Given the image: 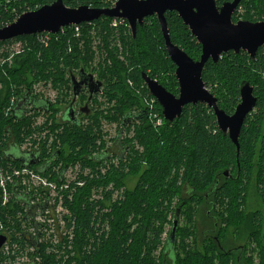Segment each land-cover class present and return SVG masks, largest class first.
I'll return each mask as SVG.
<instances>
[{
	"label": "trees",
	"instance_id": "1",
	"mask_svg": "<svg viewBox=\"0 0 264 264\" xmlns=\"http://www.w3.org/2000/svg\"><path fill=\"white\" fill-rule=\"evenodd\" d=\"M55 1L57 0H0V28L12 23L22 13L51 5ZM61 1L71 9L81 6L91 9H110L113 3L112 0ZM241 6L245 11L246 19L264 16V0H245ZM113 20L101 17L93 23L62 28L63 30L61 29L57 35L50 34L53 38L57 36V42L47 43L46 46L45 41L41 42L46 33V35L39 33L14 39L25 43L21 58L27 67L32 66L34 70H38L39 66L46 67L51 62L56 63L60 59H63L70 68L77 67L82 56L80 54H84V51L85 56L82 58L87 64L92 61L90 45L95 40L98 50L101 51L102 47L107 51L113 49L111 56H116L118 53L116 43L118 41L123 47L122 54L128 56L127 66L116 65L120 70L114 66L104 69L99 67L98 80L103 81L107 101L113 102V105H110L113 121L120 128L123 129L131 122L130 115L134 112L136 121L132 126L134 139L141 152L133 148L131 163L128 165L129 174H138L139 178L134 189L124 191L122 199L113 202L109 207L96 200L109 199L110 193L105 192L109 185L113 184L115 188L121 187L126 178L123 167L127 161L119 164L117 168L107 165L104 175H99L96 168L92 169L91 172H95L98 176L95 177L94 182L81 190L83 191L81 195H73L69 190L64 192V197L70 198L71 201L66 204L70 209L71 217H75L77 222L76 264H241L242 262L237 261L239 250L236 247L239 238H245L241 234L250 231V236L253 237H249L259 244L257 230H260L264 224V212H243L252 180H256L254 187L257 195L264 202V47L258 49L254 60L245 52L238 54L228 52L222 54L216 63L208 60L202 70L201 78L205 87L216 98L217 107L227 115H232L240 102L241 83L248 82L253 87L254 96L257 98L256 106L246 116L238 137V146H235L227 135L219 132L213 111L204 104L185 106L181 116L174 122L163 120L161 109L148 92L141 76L146 74L170 94L178 95V84L174 76L175 66L165 53L158 20L155 16L144 19L142 25H137L134 37L130 29L124 25L126 22L118 21L119 24L113 27L111 25ZM165 20L173 45L193 61H199L200 44L177 14L167 12ZM76 28L78 38L74 37ZM91 31H94L95 37H91L89 33ZM81 34L82 36L79 37ZM14 40L0 42V46ZM80 41H83V46ZM77 44L81 45V50L79 49L81 53L78 54H76ZM48 56H52L54 61L50 62ZM122 69L126 71L121 72ZM10 72H12L10 74L12 81L3 80V75H0V83L7 85L3 98L1 99L0 96V168L8 164L13 165L12 161L6 162L9 160L3 157L4 151L19 146L25 137L31 135L30 120L23 118L22 114L6 117L3 113L10 96L21 95L18 98H22L25 95V93L10 92L11 85H18L15 72ZM81 74H86L84 68L78 71V75L82 76ZM126 79L128 84L133 81L138 90L136 93L141 94V97L131 95L129 101L123 103V96L129 93L125 86ZM118 96L120 99L116 101L114 98ZM39 101L42 100L37 99L36 103ZM44 104L49 105V113L52 110L51 103L44 101ZM127 105L130 109H126ZM157 119H162L161 125H156ZM63 120L62 124L71 122L67 118ZM47 129L50 132V128ZM92 129L87 127L83 130L74 121L70 127L63 130L60 136L61 142L71 151L68 163L78 162L84 167L96 166L83 157L104 148L103 144L97 145L94 141L95 133ZM9 142L11 144L8 147ZM23 164L25 163L15 161L14 165ZM45 165L46 163L44 167ZM225 171L226 177L222 175ZM95 185L97 199L89 196L92 186ZM99 189H102L101 192H98ZM175 200L177 202L173 205ZM195 201L201 202L203 215L206 211L208 215L215 217V221H209L205 216L202 222V226L205 225L204 229H212L214 236L218 238L217 234H219L220 237L217 241L209 240L205 237L211 232H203L199 248L187 254L186 249L182 247L183 240L193 234V229L195 232L198 230L196 223H192L196 211L190 208V204ZM217 201L222 207L219 217L215 215ZM177 210H179L178 226L175 242L171 246L168 243L169 235L162 242L163 228L161 225L158 226V223L164 225L169 214H172L175 220ZM23 219L22 215V222ZM181 220L190 225L192 223V229L189 234L183 233V238L179 241ZM222 224L239 227L238 234L241 237L236 235V239H233L234 234L229 228L223 230ZM21 234L20 232L22 238ZM11 238L13 242V237ZM16 242L21 245L26 243L23 239ZM161 244H164V257L160 263H157L149 254L157 250ZM205 244L208 247L200 248ZM261 248L264 246L260 247L259 244L260 255L264 254ZM143 249L145 256L141 258ZM178 249L185 252L184 258L180 259ZM43 264L56 263L45 259ZM260 264H264V255L261 256Z\"/></svg>",
	"mask_w": 264,
	"mask_h": 264
},
{
	"label": "rangeland",
	"instance_id": "2",
	"mask_svg": "<svg viewBox=\"0 0 264 264\" xmlns=\"http://www.w3.org/2000/svg\"><path fill=\"white\" fill-rule=\"evenodd\" d=\"M115 24L118 25L119 24L118 21H116ZM89 33L91 37H95L94 31H91ZM75 34L76 36L74 37L78 38L77 28L75 29ZM47 35L44 36V38H42L43 40L41 39V42H44V41L46 42L45 46L47 45V43L57 42L56 40L58 39L57 36L53 38L50 34H47ZM81 36L82 34L79 37ZM80 43L82 46L84 45L83 41H80ZM116 43L118 45L117 49H119L116 56L115 55L111 56V53H112L111 51H113V49L111 51L110 49L109 51H107L104 47H102L103 49L101 51L98 50L97 40H95L90 45V53L92 54V61H89L87 64L83 62V58H82L85 56V51H84V54H80V56L81 55L82 56L79 58V65L77 67L70 68L68 65L65 64L63 59H60L56 63H53L51 62V61H54L52 56H48V59H50L51 63L48 64L46 67L45 65L39 66L38 70H34L32 66L27 67V65L23 63L21 56L23 55L22 50L25 48V43L14 40V41H11L9 43H6L0 46V75H3V80L7 79L9 81H12V78L10 75L12 72L10 71H14L16 74L17 82H18V85L16 84V85L10 86V90H11L10 92H12V94H14V92L15 93L18 92V94H21V93L24 94L25 92L29 91L30 94H33L39 98L43 97L47 99L48 101H50L52 110L50 111V114L48 116L30 115L28 117H25V119L30 120V124L34 126V128L36 126H40L41 128H44V129L50 128L51 135L47 136L45 146L51 149V151L59 149L62 153L60 159L54 163V165L52 166L51 172L46 175L43 181H38L37 179H33L34 182L33 181L32 182L34 184H31L30 175H32L35 170L33 169L31 170L30 167H28L30 169L29 170L28 168L26 169L22 168L25 165L20 166V165L8 164L6 165V167L0 168V175H1L0 176L1 177L0 178V186H1L0 187L1 189L0 190V228H1L0 231L1 230L6 231L13 237V242H9L8 245L3 247V249L0 251V264H27V263L28 264L29 263L30 264L32 263L33 264H43L45 259L51 260L56 264H76L75 257L77 256L76 255L77 251L75 248L77 244L75 243L76 242L75 232L77 228V222H76L75 217H71L70 209L66 205L67 203L71 201H70V198L66 199L64 197V192L69 190L70 193H72L73 195L83 194V191L81 190H83L89 183L95 181L96 174L91 172L92 169L94 168L98 169L99 167L97 166L96 167L95 166L94 167H90V166L84 167V166H80V163L78 162H75L73 164L67 162L68 158L71 156V151L69 150L67 146H65L61 142L60 136L62 135L63 130L67 127H70L71 124L70 123L62 124L60 122V118L65 112L66 108L72 103V100L74 98L73 92H72V84H71L70 76H69L70 73L75 74L74 77L76 80H78V77L76 74L78 73L80 69L84 68L86 73L92 74L95 80L96 79L98 80L99 67L104 69L105 67L112 68L114 66L115 68L120 70L118 68L119 66H116V65L118 64L120 65L123 64L125 66L128 65L127 64L128 56L126 54H122V48H123L122 45H120L118 41ZM41 44H44V43H41ZM79 44H77L78 50L76 54L81 53L80 52L81 45ZM110 46H112V43ZM122 71H126V70L122 69L121 72ZM22 75L24 76L21 77ZM130 82L128 84V80L126 79L125 86H126L127 91H129V93L126 92L127 94L123 96V99H122L123 103L129 101L128 99L132 97L131 95H134V96L137 95L136 93L137 86L133 84L132 80ZM6 91H7V85L5 83L4 84L0 83L1 99L3 98ZM95 96L96 97L93 98L92 103L88 106L91 111V114L87 116H82L78 114L77 112L76 116L77 118L80 119L81 128L83 130L86 129L87 127L93 128L92 131L95 133L94 141L97 142L96 144L97 145L103 144V147H106L109 145L111 140L116 136V130L118 129L119 125L113 121V114L111 112L112 107L110 106V105H113V102L109 103L107 101V98L105 95V87L102 89V93L100 95H95ZM137 96L141 97V94H138ZM18 97H21V95ZM18 97L16 96L9 97L7 106L3 109V113L5 114L6 117L10 116L11 109L14 106L16 99ZM86 97H87L86 91H83L82 97L79 98L80 102L77 103L76 106L78 107L79 105H82L83 103H85ZM114 99L117 101V99H120V97L118 96V98L115 97ZM141 101H144V100L141 99ZM126 109H130V107L127 105ZM44 132L45 130L44 131L42 130V133ZM134 134H135L134 127H132L127 132L126 136L132 137L133 140L132 142L130 141H127V142L131 144L132 149L134 148L135 151H138L140 153L141 149L134 139ZM26 144L27 142H24V145ZM131 159L132 158H130V160H128L127 163L124 164L123 170H124V173L126 174V178L123 184H121V187L115 188L113 184L109 185L105 189V192L110 193L111 199L103 198L102 200H96V201H100L104 204V206L109 207V205L112 204L113 201L116 202L122 199L124 191L126 192V191H130L134 189V187L137 184L139 175L129 174L128 164L131 163ZM107 164L108 163H105V165ZM66 165H69L70 169L68 170L67 175L64 177L63 183L58 184L56 182L58 172L61 169H63ZM108 165L111 166V164H108ZM19 169L22 171H20ZM18 170L20 172H18ZM10 171L12 172V174L10 173ZM3 172H5L4 176H3ZM9 173L10 175H8ZM15 176H16V179H15ZM24 176H26L28 180ZM13 177L14 179H12ZM19 177H21L22 179ZM48 179L50 180L48 181ZM7 181H8V184L6 185ZM13 183L15 184V186ZM21 185L23 186L24 190L23 188H21ZM254 185H256V180L255 181L252 180L250 183V187H249L248 194L245 200V204L243 206V212H246V213H252L253 211L264 212V202L257 195V191ZM6 187H9V188H6ZM96 187H97L96 185L92 186V189L89 194V196H91V198L93 199H97L96 190H94ZM44 189H47L49 192ZM101 190L102 189H99L98 192H101ZM8 191L10 194L8 193ZM184 191H186V189ZM21 192L26 193L27 195H29L30 193L32 194L34 193L38 198H41V197L44 198L45 195L47 194H50L53 197L52 208H51L52 212L50 210V212H48V214L43 218V220L38 219L39 222L42 220L44 229H42L41 231L42 234L39 238L40 244H39L37 251H33L32 248L27 243L21 245L20 243L16 242V240H20V239L22 240V238L20 237V232L22 233V231H25V230L31 231L30 222L21 221L22 215L23 217L25 216L24 208L17 203L16 199L15 200L13 199L15 198L14 193H18L19 195H21L22 194ZM176 202L177 201L175 200L173 202V205ZM215 206L217 208V209L215 208V213H216L215 215L219 217V213L222 211L220 202L217 201ZM190 208L196 211V213L193 216L192 223L193 224L196 223L198 230L195 232L193 229V234H191L189 238H184L183 240L182 247L186 249L187 254L189 252H195L196 248H199V245H200L199 242H200V237L202 234V227H203L202 222H204V219L206 216V215H203L204 214L203 206L201 208L200 201L192 202L190 204ZM207 208L209 209L208 205H207ZM200 209L201 211H199ZM58 210H59V213H58ZM53 211L54 213L55 212L56 213L54 214ZM173 219L174 218H172V214H169L166 218V222L164 225L158 223V226L161 225V227L163 228V234L161 236L162 242L166 240L167 236L170 233V229L174 221ZM55 225H57L56 226L57 228L55 227ZM180 225L182 229L179 234V238H180L179 241L181 240V238H183V233L189 234V232L191 233V229H192V226L184 220L180 221ZM228 228L231 233L238 235L239 227H233V226L222 224L223 230H227ZM258 236H259L258 241H259L260 247H262L264 246V224L260 228ZM250 237H253V236H250ZM250 237L246 238V234H245V238L243 239L239 238V241H238V244H243L246 242L245 253L243 254L242 263L243 264H260L261 256H263L264 254L260 255L259 244L257 243L256 240H253V238L251 239ZM52 241L54 242L52 243ZM202 247L203 248L208 247V245L205 244L204 246H201L200 248ZM163 249H164V244H161L157 250L150 252L149 256L153 260L156 259L157 263H160L164 257ZM261 251L262 253H264V248H261ZM177 253L180 259L184 258L185 252H183L181 249H178ZM144 256H145V250L143 249V251L141 252V258H143ZM167 257H169V255Z\"/></svg>",
	"mask_w": 264,
	"mask_h": 264
},
{
	"label": "water",
	"instance_id": "3",
	"mask_svg": "<svg viewBox=\"0 0 264 264\" xmlns=\"http://www.w3.org/2000/svg\"><path fill=\"white\" fill-rule=\"evenodd\" d=\"M238 2L239 0H234L232 3H224L219 9L215 5V0H117L110 9H91L87 6L71 9L67 8L61 0H57L51 5L22 13L12 23L0 28V42L39 33L56 35L62 28L92 23L101 17L127 21L134 37L137 25H142L144 19L155 16L161 28L165 51L175 66L174 76L178 84V95L174 96L168 93L146 74L141 76L148 92L159 105L163 119L169 123L173 122L181 116L185 106L204 104L213 111L219 132L227 135L230 141L238 146V137L244 120L256 106L257 98L254 96L253 87L248 82L241 83L240 102L233 114L227 115L217 107L216 98L205 88L201 78L203 67L208 60L216 63L222 54L228 52L238 54L241 51L254 59L258 49L264 47V22L238 21L232 23L231 17ZM167 12L176 13L197 43L200 44L199 61H193L171 43L165 20ZM87 78L92 82L88 87L91 98L99 93L101 83L94 82L92 76ZM71 84L73 96L76 97L79 95L83 83L81 80L77 81L72 78ZM48 107L49 105L46 104L44 112H48ZM65 113L64 118L71 122L75 121L72 117V105L67 108ZM122 126H125V121ZM36 162L31 161L23 165L29 166ZM222 175L226 177L227 172L225 171ZM44 209L45 207H42V210ZM178 215L179 210L176 211V218L168 237V243L171 246L175 242ZM24 219H28V215ZM39 228V226L36 227V229ZM21 235L24 238L27 236L29 244L37 249L38 234L32 237L23 233ZM6 242L7 237L0 234V250Z\"/></svg>",
	"mask_w": 264,
	"mask_h": 264
},
{
	"label": "flooded vegetation",
	"instance_id": "4",
	"mask_svg": "<svg viewBox=\"0 0 264 264\" xmlns=\"http://www.w3.org/2000/svg\"><path fill=\"white\" fill-rule=\"evenodd\" d=\"M233 1L234 0H231V1H228V0H215V2H216L215 5H217L216 7L219 8L220 6L222 7V5L224 3H232ZM239 1H240V3L238 2L237 6L235 7L236 10H234V12L232 14V17H231L232 23H237L238 21H241V20L242 21H247V22L249 21L250 23L251 22H253V23H255V22L256 23H261V22L264 21V16H262L261 18H258L256 16L252 17L251 19L244 18L245 17L244 16L245 15V11L242 8L243 6H241V3L244 2L245 0H239ZM232 18H234V19H232ZM118 20L122 21L123 19H118ZM123 21L126 22L124 25L130 29V26H129L128 22L125 21V20H123ZM130 31H131V29H130ZM74 75L75 74L70 73L69 74L70 79L75 78ZM76 75L78 77L77 81L81 80L83 85H82V88H81V91H80L79 95L76 96V97L73 96L74 98H73L72 103L70 105H72V109H73V116L72 117L75 119L76 123L81 126L80 119L77 118V116H76L77 112H78V114H80L82 116H87V115L91 114V111H90L88 106L92 103L93 98L95 97V95H98V94L100 95L102 93L103 83L101 81L97 80V79L95 80V78H94V76L92 74L86 73V74L82 75V77L80 75H78V73ZM88 76H92L94 82L97 81V82L101 83V88H100L99 93L91 96V98L89 97V89H88V87H89L90 83H92V82L87 78ZM83 91H86V95H87L86 102L83 103L82 105H79L77 107L76 104L80 102L79 98L82 97V92ZM72 92H73V87H72ZM37 99L38 100L48 101L47 99H45L43 97L39 98V97H37V96H35L33 94H30L29 91L25 92V95L22 98H17L16 99V102H15L14 106L11 109V113L12 114L10 113V116L11 117H13V116L15 117V115H17V113L18 114H22L23 118L28 117L30 115L48 116L50 114V112L49 113L48 112H44V109H43L45 107L44 102L43 101H39L38 103H36ZM77 100H78V102H77ZM48 102H50V101H48ZM143 102H145V101H143ZM43 105H44V107H43ZM69 106L67 108H69ZM67 108H66V110H67ZM131 113L133 115V116L130 115L131 116L130 118L132 119L131 122H129V124L127 126H125L123 129L120 128V126L118 127V129L116 130V136L111 140V142L109 143L108 146L104 147L100 151L98 150V152L92 153L91 155L83 156L88 161H91V163L93 162L97 167H99L97 169L99 175H104L106 173L105 167H107L108 164H111V166L113 168L114 167L117 168V166L119 164H123L124 162L128 161V159L130 160V156L132 154V147H131V144L129 142H127V141L132 142L133 139L130 136L127 137L126 134L132 128V126L134 124L133 122L135 121L134 114H133L134 112H131ZM65 114L66 113L64 112L63 115L60 118V122L61 123H64L63 121H65V120H63V118H64L63 116ZM72 123L73 122H70V124H72ZM161 123H162V119H161ZM36 129L38 130V132H36ZM42 130L43 131L45 130V132L42 133ZM50 135H51V133L49 132L48 129L41 128L40 126H36L34 128V126L31 125V135L29 137H27V138L25 137L24 141L19 146L11 147V148L6 149L4 151L3 157L5 159L9 160V161H6L7 163H10V161H12L13 164H15V161L17 163L18 162L26 163V162L31 161L32 159L37 160L36 164H32V166L31 167L29 166V167L32 168L33 170H37L40 173L49 174L51 172V170H52V166L57 161V158L59 160L60 157H61V154H60L61 151L59 149L51 151V149H49V148H47L45 146L47 136H50ZM24 142H27V144L24 145ZM10 144L11 143L9 142L7 146L9 147ZM20 151H22V152H20ZM45 162H46V165H45V168H44V163ZM105 163H108V164L105 165ZM65 168L68 170V168H70V166L66 165L63 168V170ZM61 171H62V169H61ZM58 174H59V172H58ZM96 176H98V175H96ZM109 199H111V195H110ZM204 212H205L206 217L209 219V221L210 220L211 221H215V217L211 216L210 214L208 215V213L206 211H204ZM23 220L25 222L28 221L27 219H23ZM214 226H216V224ZM204 228H205V225L202 227V234L201 235H203V232H211L210 235L208 237H205V238L209 239V240L213 239L214 241L218 240V238L220 237L219 234H217L218 235V238H217V236H214V231H211L212 229L205 230ZM214 229H215V227H214ZM257 231H260V230L258 229ZM22 232H24V231H22ZM2 233L7 236L8 242H12L11 235L8 232L2 231ZM241 235H242V237H245V234H241ZM250 235H251L250 231L246 232V238H248ZM227 236L229 237L228 233H227ZM238 236H240V235L238 234L237 237ZM225 238H226V236H225ZM232 238L236 239V235L235 234L232 235ZM22 239L25 240L24 238H22ZM245 246H246V242L243 243V244H238L237 243V245H236L237 249L239 250L238 251V258H237L238 262H242L243 254L245 253ZM241 264H243V263H241Z\"/></svg>",
	"mask_w": 264,
	"mask_h": 264
},
{
	"label": "built area",
	"instance_id": "5",
	"mask_svg": "<svg viewBox=\"0 0 264 264\" xmlns=\"http://www.w3.org/2000/svg\"><path fill=\"white\" fill-rule=\"evenodd\" d=\"M112 1H113V3H112V7H113L114 4L117 2V0H112ZM116 21H120V20L114 19L113 20V23H112V26L113 27L117 26L115 24ZM150 103H153V101H151ZM157 120H158L157 121V125H161V120H159V119H157ZM28 167L29 166H26V165L23 166L24 169H26ZM69 169L70 168H68V170ZM68 170L66 168L64 170H62V171L60 170V172H59V174L57 176V180H56V182L58 184H61L63 182L64 177L68 173ZM35 171H36L35 174L30 175V177H31V184H34L32 182L33 179H37L38 181H43V179L47 175V174L40 173L37 170H35ZM14 197H15L17 203L24 208V210H25V216L28 215V221L31 224V231L30 230H28V231L26 230V231H24L22 233L25 234V235L28 234L31 237L32 236H36V234H38V247H39V244H40L39 238H40V236L42 234L41 231L43 229V222H42V220H43V218L48 214V212L52 208V200H53V197L50 194H47V195H45L44 198L43 197L37 198L36 195H33V194L27 195L26 193H22L21 195H19L17 193H14ZM42 207H45V209L42 210ZM38 219H42L41 222H39ZM37 226H39L40 228L39 229H36ZM1 233L2 232H0V234ZM3 235H5V234H3ZM22 238H24V237L22 236ZM24 239L26 240L25 242L32 248L33 251H37L38 250V247H37V249H35L31 244H29V241H28V237L27 236ZM8 243L9 242H8V238H7V242L5 243L4 246L8 245ZM3 247L1 248V250L3 249Z\"/></svg>",
	"mask_w": 264,
	"mask_h": 264
},
{
	"label": "bare ground",
	"instance_id": "6",
	"mask_svg": "<svg viewBox=\"0 0 264 264\" xmlns=\"http://www.w3.org/2000/svg\"><path fill=\"white\" fill-rule=\"evenodd\" d=\"M216 3V2H215ZM239 3H240V1H239ZM217 6V5H216ZM221 7V6H220ZM219 7V8H220ZM74 9V8H73ZM236 10V9H235ZM241 12V11H240ZM239 12V13H240ZM172 13V12H171ZM240 15V14H239ZM149 18V17H148ZM123 21V20H122ZM242 21V20H241ZM249 22V21H248ZM264 22V21H263ZM93 23V22H92ZM251 23H253V22H251ZM256 23V22H255ZM85 24V23H84ZM159 24V23H158ZM160 26V25H159ZM71 27V26H70ZM63 30V29H62ZM47 34V33H46ZM45 33H44V35H46ZM57 35V34H56ZM48 36V35H47ZM36 37V36H35ZM39 37H40V35H39ZM163 38V37H162ZM14 40V39H13ZM171 40V39H170ZM46 43V42H45ZM172 43V42H171ZM173 44V43H172ZM201 47V46H200ZM166 53V52H165ZM247 54V53H246ZM254 60V59H253ZM169 93V92H168ZM155 100V99H154ZM239 101H240V99H239ZM250 114V113H249ZM164 120V119H163ZM165 121V120H164ZM166 122V121H165ZM174 122V121H173ZM157 125V124H156ZM29 141V140H28ZM31 141V140H30ZM33 147V146H32ZM30 148V147H29ZM27 150V149H26ZM33 151V150H32ZM20 152H22V151H20ZM35 152V151H34ZM34 154V153H33ZM31 155V154H30ZM35 155V154H34ZM33 155V156H34ZM23 168V167H22ZM78 168H79V166H78ZM16 169V168H15ZM29 169V168H28ZM28 169H27V171H28ZM20 170V169H19ZM18 170V172H20V171H22V170H20L19 171ZM30 170V169H29ZM32 170V169H31ZM63 170V169H62ZM11 171H12V169H11ZM10 171V173L12 174V172ZM7 172V171H6ZM9 172V171H8ZM60 172V171H59ZM4 173L5 172H3V176H4ZM10 173L8 174V175H10ZM36 172L34 171V173L33 174H35ZM56 173V172H55ZM19 174V173H18ZM1 176V175H0ZM21 176V175H20ZM7 177V176H6ZM10 177V176H9ZM22 177V176H21ZM21 177H19V178H21ZM24 177H26V176H24ZM1 178V177H0ZM27 178V177H26ZM6 179V178H5ZM12 179H14V177L12 178ZM15 179H16V176H15ZM22 179V178H21ZM25 179V178H24ZM31 179V178H30ZM11 180V179H10ZM19 180V179H18ZM27 180H28V178H27ZM50 179H48V181H49ZM14 181V180H13ZM31 181V180H30ZM29 181V182H30ZM6 182V181H5ZM18 182H20V181H18ZM34 182V181H33ZM47 183V182H46ZM50 183H51V181H50ZM63 183V182H62ZM8 184V181H7V183H6V185ZM14 184V183H13ZM12 184V185H13ZM20 184V183H19ZM22 184V183H21ZM30 185V184H29ZM37 185V184H36ZM47 185V184H46ZM10 186V185H9ZM14 186H15V184H14ZM13 186V187H14ZM1 187V186H0ZM12 187V186H11ZM48 187V186H47ZM6 188H9V187H6ZM21 188H23V186L21 185ZM29 188V187H28ZM17 189V188H16ZM38 189V188H37ZM43 189V188H42ZM1 190V189H0ZM4 190V189H3ZM9 190H11V189H9ZM23 190H24V188H23ZM26 190V189H25ZM36 190V189H35ZM41 190V189H40ZM44 190H46V191H48L47 189H44ZM17 191V190H16ZM28 191V190H27ZM26 191V192H27ZM31 191V190H30ZM3 192V191H2ZM14 192V191H13ZM19 192V191H18ZM24 192V191H23ZM33 192H34V190H33ZM49 192V191H48ZM47 192V193H48ZM8 193H9V191H8ZM22 193V192H21ZM3 194V193H2ZM7 194V193H6ZM10 194V193H9ZM18 194V193H17ZM30 194H32V193H30ZM34 194V193H33ZM35 195V194H34ZM42 195V194H41ZM4 197V196H3ZM38 198V197H37ZM14 200H15V198H13ZM9 202V201H8ZM54 202V201H53ZM5 204V203H4ZM56 209V208H55ZM50 212V211H49ZM51 212H52V209H51ZM66 212V211H65ZM53 213H54V211H53ZM52 213V214H53ZM56 213V212H55ZM54 213V214H55ZM58 213H59V210H58ZM61 217V216H60ZM55 218V217H54ZM28 220V219H27ZM52 220H53V218H52ZM41 222V221H40ZM45 222V221H44ZM50 223V222H49ZM57 224V223H56ZM49 225V224H48ZM53 225V224H52ZM57 225H55V227H56ZM61 226V225H60ZM50 227V226H49ZM65 227H66V225H65ZM57 228V227H56ZM64 228V227H63ZM1 229V228H0ZM44 229V228H43ZM46 229V228H45ZM65 230H67V229H65ZM64 230V231H65ZM46 232V231H45ZM64 233V232H63ZM57 234V233H56ZM58 237H59V235H58ZM54 241H52V243H53ZM56 243V242H55ZM5 247V246H4ZM6 250H7V248H6ZM6 253V252H5ZM33 260V259H32ZM33 262V261H32ZM34 263H35V261H34ZM28 264V263H27ZM30 264V263H29ZM33 264V263H32Z\"/></svg>",
	"mask_w": 264,
	"mask_h": 264
}]
</instances>
